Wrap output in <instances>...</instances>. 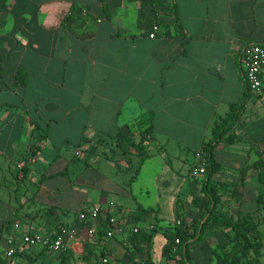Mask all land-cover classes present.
<instances>
[{
	"label": "crops",
	"instance_id": "1",
	"mask_svg": "<svg viewBox=\"0 0 264 264\" xmlns=\"http://www.w3.org/2000/svg\"><path fill=\"white\" fill-rule=\"evenodd\" d=\"M262 41L264 0H0V264H219L229 217L256 225L246 260L264 264V69L249 91L243 54ZM177 220L199 231L165 255Z\"/></svg>",
	"mask_w": 264,
	"mask_h": 264
},
{
	"label": "trees",
	"instance_id": "2",
	"mask_svg": "<svg viewBox=\"0 0 264 264\" xmlns=\"http://www.w3.org/2000/svg\"><path fill=\"white\" fill-rule=\"evenodd\" d=\"M220 123L216 126H219ZM214 128V131L218 127ZM127 141L128 139H125V137H116V146L121 145V142ZM144 135L140 138V141L138 143H134L133 141H129L130 145L134 146L137 150V154L140 157V160H144L146 157L149 156V153L147 149L142 145L145 141ZM205 144H207L205 146ZM203 148H204V157L205 159L209 162L210 164V173L213 172L215 169H218L219 165L216 163L212 157V152H211V147L212 144L210 143H205ZM80 153L76 154L78 157L81 156ZM86 154V153H84ZM87 161V160H86ZM21 169V168H20ZM65 172V171H63ZM210 175L208 176V181L207 183L203 184V193L204 197H194L193 200L195 202L200 203V208H201V218L207 215L206 220L203 222L201 228H200V233L202 234L204 230L206 229L207 225L209 223L214 224L215 222V217H217V204L219 202V195L217 194V189L216 186L210 187ZM201 220V219H200ZM200 220H198L195 223H192V225H187V223H184L183 221H180L179 224H175L173 229H170L166 233V239L167 243L164 246V254L168 255V252L172 249V246L176 239H178L180 242H185L189 237H195V235L199 231V225H200ZM248 224H250L248 226ZM227 227L230 228V232L227 231L226 234L230 235L231 239L234 241V244H239L238 250L233 253L231 256L227 254H222L219 259V264H250L246 260V254L248 251L252 248L255 247V250H257V244L254 242L255 239L258 238V230L256 225L251 224L246 217L244 218H237L233 219L232 217H229L227 222H226ZM193 226L190 231V227ZM49 234L52 238H56L55 234Z\"/></svg>",
	"mask_w": 264,
	"mask_h": 264
},
{
	"label": "built area",
	"instance_id": "3",
	"mask_svg": "<svg viewBox=\"0 0 264 264\" xmlns=\"http://www.w3.org/2000/svg\"><path fill=\"white\" fill-rule=\"evenodd\" d=\"M157 22L152 23V29H157ZM153 31L150 32L149 36L153 37ZM244 61H245V69H244V77L249 91H258L261 89L263 80H262V71L264 69V41L260 43H249L244 47L243 50ZM82 147L79 146L75 149V154H78L82 151ZM30 160L29 158L26 159ZM26 160H20L18 162L19 169L22 168ZM206 172V168L204 165L200 164L197 167L191 169L192 175H200ZM96 211L92 212V217H96ZM180 220L176 221V224H179ZM153 227V226H151ZM62 232L64 229H61ZM21 242L25 245H40L41 247L47 249L51 252H57L64 248L63 240L60 236H56V238H52L49 234H41L38 232L33 233H25L21 235ZM178 241V239H176ZM12 248L6 249V254L10 255L13 253ZM162 264V263H158Z\"/></svg>",
	"mask_w": 264,
	"mask_h": 264
},
{
	"label": "rangeland",
	"instance_id": "4",
	"mask_svg": "<svg viewBox=\"0 0 264 264\" xmlns=\"http://www.w3.org/2000/svg\"><path fill=\"white\" fill-rule=\"evenodd\" d=\"M209 171H210V167L208 168V166H206V172H205V175L201 177L202 182H203V181L205 180V178L207 177ZM214 185H215L214 183H210V187H213ZM164 212H167V213L169 214L168 211H164ZM233 247H234V246H231V250H234L235 247H234V248H233Z\"/></svg>",
	"mask_w": 264,
	"mask_h": 264
}]
</instances>
